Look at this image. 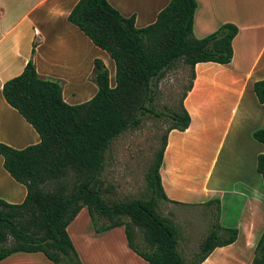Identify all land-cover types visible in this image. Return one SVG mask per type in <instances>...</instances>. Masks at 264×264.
Instances as JSON below:
<instances>
[{"label": "trees", "instance_id": "obj_1", "mask_svg": "<svg viewBox=\"0 0 264 264\" xmlns=\"http://www.w3.org/2000/svg\"><path fill=\"white\" fill-rule=\"evenodd\" d=\"M196 7V0H169L151 24L135 28L133 16L122 17L106 0H77L66 20L111 59L113 86L98 59L92 61L96 91L83 103L63 102L58 82L40 78L30 59L17 76L2 84L4 102L31 126L39 142L20 150L0 144L3 170L25 190L19 204L0 200V260L13 253L39 252L52 264H80L65 228L85 208L95 233L122 226L127 247L147 264H188L176 250L173 226L156 212V198L166 200L158 176L166 134L189 125L181 102L179 112L170 115L172 125L148 168V199L107 205L101 198L99 176L113 139L136 128L145 115L161 116L150 105L153 87L175 62L190 69L191 82L181 100L191 88L195 64L230 62L237 28L224 23L194 38ZM252 92L257 103L264 104V79L252 84ZM251 138L263 148L256 156L255 171L264 205V128L253 131ZM101 220L106 224L97 225ZM134 229L144 252L133 242ZM236 236L235 229H222L215 222L192 264H200L213 249L232 244ZM249 264H264V227Z\"/></svg>", "mask_w": 264, "mask_h": 264}, {"label": "crops", "instance_id": "obj_2", "mask_svg": "<svg viewBox=\"0 0 264 264\" xmlns=\"http://www.w3.org/2000/svg\"><path fill=\"white\" fill-rule=\"evenodd\" d=\"M106 1L122 17L133 16L134 27L142 28L155 20L169 0ZM76 2L0 0V90L5 81L22 71L29 59L40 78L58 82L61 98L68 105L87 101L94 95V59L107 69L109 86H113L111 59L66 20ZM196 3L194 38L200 39L224 23L233 24L238 31L231 41L228 64L207 62L193 67L191 88L181 100L189 125L184 131L170 130L166 134L158 169L166 199H161V203L165 211L193 209L187 222L200 230L208 228L206 213L213 209L219 227L237 231L232 244L213 249L200 264H249L264 227L260 177L252 173V168L249 172L243 169L238 184L242 188L232 185L227 190L225 174L212 176V170L225 142L228 149L249 151L253 159L263 151L251 133L264 128V104H258L252 92V84L264 79V0H196ZM211 141L215 142L214 155L201 177V151ZM38 142L31 126L4 102L0 93V144L20 150ZM24 195L23 186L3 170L0 157V200L19 204ZM202 211L205 216H198ZM65 231L80 264H147L127 247L122 226L95 233L85 208L80 209ZM179 254L183 258L180 251ZM0 264L52 263L36 252L13 253L0 260Z\"/></svg>", "mask_w": 264, "mask_h": 264}, {"label": "rangeland", "instance_id": "obj_3", "mask_svg": "<svg viewBox=\"0 0 264 264\" xmlns=\"http://www.w3.org/2000/svg\"><path fill=\"white\" fill-rule=\"evenodd\" d=\"M190 82L189 67L181 61L175 62L153 87V99L150 105H152L153 111L160 113L161 116L145 115L136 128L124 131L111 141L104 152L103 168L99 176L101 198L107 205L135 199H148L150 194L146 181L148 168L152 165L154 157L160 149L162 137L172 125L170 115L173 112H179L182 95ZM240 142L244 143L242 140ZM214 146L215 142L211 141L201 151L199 169L201 177L213 158ZM249 168H252V173H256L255 159L250 157L249 151L245 153L238 147L228 149V144L225 142L213 163L212 176L223 173L226 178L227 190L232 185H236V189H241L242 186L238 185L239 178L243 175V169L249 172ZM156 212L161 217L164 216L173 226L176 232V250L178 253L180 251L183 260L188 264L194 263L197 259L199 244L205 239L212 225L217 222L216 213L213 209L206 213V216L209 217V226L207 229L200 230V227H193V223L187 222L189 221L187 217L189 219L194 212L193 209L184 211L179 208H170L165 211L161 199L156 198ZM198 216L204 217L205 213L199 212ZM104 224L106 222L101 220L97 225ZM219 236L224 237V234L219 233ZM134 238L133 242L135 241L137 248L144 252L145 247L136 229H134ZM7 245L9 243L5 244V246ZM85 248H87L86 244Z\"/></svg>", "mask_w": 264, "mask_h": 264}]
</instances>
